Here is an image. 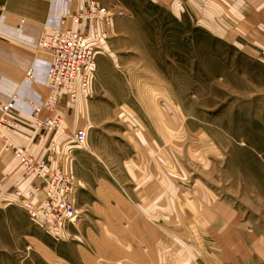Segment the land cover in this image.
I'll list each match as a JSON object with an SVG mask.
<instances>
[{
    "label": "rangeland",
    "instance_id": "rangeland-1",
    "mask_svg": "<svg viewBox=\"0 0 264 264\" xmlns=\"http://www.w3.org/2000/svg\"><path fill=\"white\" fill-rule=\"evenodd\" d=\"M95 1L125 14L79 24L95 40L96 70L87 95L59 109L65 134L86 135L68 163L76 224L49 235L0 201V264H264V41L236 14L246 0ZM17 24L0 6L5 95L25 75L34 90L48 61L41 31L21 38ZM30 112L22 129L36 135ZM15 128L4 135L19 146ZM0 152L11 156L1 138ZM155 206L158 219L141 221Z\"/></svg>",
    "mask_w": 264,
    "mask_h": 264
},
{
    "label": "built area",
    "instance_id": "built-area-1",
    "mask_svg": "<svg viewBox=\"0 0 264 264\" xmlns=\"http://www.w3.org/2000/svg\"><path fill=\"white\" fill-rule=\"evenodd\" d=\"M124 14L123 10H105L95 0H87L83 9L73 13L69 20L75 25L93 22L110 26L114 17ZM95 44V40L80 28H51L39 33L36 48L48 56V66L43 86L44 98L40 104L31 105L30 120L35 129L64 135L75 146L84 143L86 135L82 129L65 134L66 124L59 109L64 103L87 95L96 70ZM260 54L264 59V46L260 48ZM27 78L25 75L24 80ZM11 110L10 104L0 107V138L3 151H8L17 162L24 179L28 178V185L13 188L9 198H1L0 201L20 209L43 232L58 236L76 224L77 184L71 173L61 169L54 146L50 145L48 149V160L40 159L13 145L5 137L4 133L14 128L8 119ZM1 188L0 181V195Z\"/></svg>",
    "mask_w": 264,
    "mask_h": 264
},
{
    "label": "crops",
    "instance_id": "crops-1",
    "mask_svg": "<svg viewBox=\"0 0 264 264\" xmlns=\"http://www.w3.org/2000/svg\"><path fill=\"white\" fill-rule=\"evenodd\" d=\"M87 0H0V6L4 9V12L8 16V20L12 19V24L16 25L17 30L20 32V37L29 39L30 32L32 31H42L49 30L51 28L62 29L65 27H70L72 29L79 28V25H75L70 22L69 15L77 12L82 9ZM240 0H231L232 4L236 3L237 8L240 7ZM203 3L199 1L197 8L198 20L201 21V15H206L204 9L202 8ZM241 13L237 12L236 14H246L247 15V24L250 36L253 38L252 41H264V0H246L245 7L242 9ZM245 11V13H244ZM18 20V21H16ZM22 20L21 22H19ZM15 28V29H16ZM238 31V30H237ZM239 43L241 40L237 38ZM241 43V42H240ZM242 44V43H241ZM14 61L18 62V57H13ZM23 59V58H22ZM25 60L23 59L22 62ZM96 64V57H95ZM48 66V61L45 66L39 68L38 72V84L34 82V90H31L30 86L33 84L29 82V78L24 80L23 78L15 85L12 91L7 93L3 90H0V107L6 101L5 96L11 98L12 100V110L8 114V119L10 122L15 121L14 123L15 132L14 135L16 140L24 150L31 153L33 156L40 159H49L48 155V141L51 140L53 145L57 146L56 160L60 165L61 169L64 172H72L71 168L68 167V163L72 162L71 154V142L60 134H52L50 132H41L37 131L38 134L35 135L34 132L27 131L22 129V125L29 127V119L27 118L26 112L30 110L31 105L40 104L44 98V80H45V71ZM81 98V97H78ZM33 102V103H32ZM30 105V106H29ZM78 109V108H77ZM74 117H76V110H74ZM66 120V118H65ZM68 126V125H67ZM72 126V124H71ZM24 132V133H23ZM73 133V131H71ZM70 132V133H71ZM69 133V132H68ZM53 135V136H52ZM68 135V134H66ZM57 136V137H56ZM12 143H16L11 137ZM74 146V145H73ZM47 149V150H46ZM71 149V150H70ZM70 150V152H69ZM71 158V160L69 159ZM12 160V168H9V165ZM20 167L17 162L12 158V156L0 152V181L4 185V180H8L12 170ZM20 168V169H19ZM22 170V169H21ZM70 170V171H69ZM17 172V169L15 170ZM70 172V173H71ZM73 173V172H72ZM71 173V174H72ZM6 185V183H5ZM28 185V180H25L23 173L14 177L10 185L7 186V189L24 187ZM6 188V187H5ZM159 198L154 199L151 204H157ZM158 206L152 207L150 213L145 212L146 215L139 216L141 221L148 219L149 221H155L158 219ZM207 211V210H206ZM204 212L207 213V212ZM216 215V220L219 222V218ZM226 217V216H225ZM128 220V218L126 217ZM137 221V220H136ZM140 222V221H139Z\"/></svg>",
    "mask_w": 264,
    "mask_h": 264
}]
</instances>
